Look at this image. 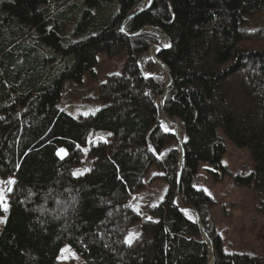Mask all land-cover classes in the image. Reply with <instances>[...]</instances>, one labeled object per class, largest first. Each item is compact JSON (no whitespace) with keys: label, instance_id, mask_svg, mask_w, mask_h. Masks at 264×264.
<instances>
[{"label":"trees","instance_id":"16d2710c","mask_svg":"<svg viewBox=\"0 0 264 264\" xmlns=\"http://www.w3.org/2000/svg\"><path fill=\"white\" fill-rule=\"evenodd\" d=\"M143 3L0 0V177L15 181L0 264H61L65 246L86 264H208L200 226L174 203L178 188L213 240L216 264H264L224 249L208 216L214 201L196 184L202 169L225 173L229 140L253 162L236 183L264 202V0H154L130 17ZM146 27L171 41L157 58L172 74L163 110L185 128L181 178L180 137L159 120L167 83L139 65L160 46L151 48L158 35ZM120 54L122 72L99 87L100 110L60 109L64 82L80 84L99 56ZM153 170L167 191L143 218L134 196Z\"/></svg>","mask_w":264,"mask_h":264},{"label":"rangeland","instance_id":"374dc122","mask_svg":"<svg viewBox=\"0 0 264 264\" xmlns=\"http://www.w3.org/2000/svg\"><path fill=\"white\" fill-rule=\"evenodd\" d=\"M252 24V27L261 26V19L254 18ZM146 31H154L158 35V42L153 44L151 48L164 43L165 36L159 31L151 28H147ZM149 60L153 59L148 52L143 54L139 60L143 74L145 76H163L168 84L167 71L159 67L154 60L153 70L148 71L147 63ZM125 61V54L112 58L106 55L99 56L98 65L95 68V76L86 75L84 81L80 84L73 81L64 82L62 99L59 104L60 109L74 117L88 116L96 113L103 106L98 100L99 87L109 76L120 74ZM161 97L158 98L157 103ZM170 120L165 119L163 122H160L163 130L169 132L175 130L177 125L176 120L179 119L170 118ZM178 134V136H181L182 130ZM177 139L180 147V139L178 137ZM226 142L227 153L222 161L226 168L225 173L219 172L218 176H216L202 169L196 177V184L197 187L201 188L214 201V205L208 210V216L215 222L224 249L230 253L247 252L264 258V202L255 196L252 189L239 186L235 181L237 176H244L251 172L253 162L250 151L238 148L229 140H226ZM59 154L63 157L66 152L64 150L59 151ZM88 166L89 162L87 161L84 167ZM154 176L155 171L153 170L145 179V187L134 196L136 211L143 218L149 217V209L158 204L167 191V184L163 180L155 179ZM9 180L12 179L0 177V189H4L7 204L9 193L7 189L12 187V184L7 183ZM174 200L179 205H182L180 198L175 196ZM4 212L3 207L0 206V230L5 220ZM138 231L139 226L134 227L128 235L127 240L129 238L132 240ZM209 250L211 259V249L209 248ZM60 262L61 264H86L68 246L64 247Z\"/></svg>","mask_w":264,"mask_h":264},{"label":"water","instance_id":"95a60500","mask_svg":"<svg viewBox=\"0 0 264 264\" xmlns=\"http://www.w3.org/2000/svg\"><path fill=\"white\" fill-rule=\"evenodd\" d=\"M153 1L154 0H149V2L147 4H143L142 7L140 8V10L136 13V14H133L131 15L130 17H133L147 9H149L151 7V5L153 4ZM147 28H151V29H154V30H157L159 31L163 36L167 37L168 40H169V46L168 47H162L160 51L162 50H165L167 48H169L171 46V41L169 39V37L159 28H155V27H146L144 29H142L141 31H145ZM159 52L157 53V55L159 54ZM157 55L155 58L152 57V59L157 63L160 62L162 65H164L166 68H167V74H168V79H169V83L167 84L166 88H165V91H164V101H165V96H166V93L168 92V90L170 89V85L172 83V74H171V71L169 70V68L161 61L157 58ZM158 104V103H157ZM165 113V112H164ZM165 115L167 117H169L166 113ZM170 118V117H169ZM168 133H172V132H168ZM174 134L175 136H177L175 133H172ZM180 147H181V157H180V178L183 174V171H184V141H180ZM180 186V185H179ZM176 197L179 198V188H178V191L176 193ZM174 203L175 205H177L181 210H184L185 208H188V209H194V208H190V207H186V206H183V205H179L178 203L175 202L174 200ZM197 213V219H194V221L200 226L201 230H202V233H203V238L204 240L205 239H208V241H210V244H211V248H212V258H213V261H212V264H216L217 260H218V257H217V253H216V250L214 248V244H213V240L210 238V236L207 234V232L205 231L203 225H202V222H201V219H200V216L198 214V211L196 209H194ZM206 237V238H205ZM206 241V240H205Z\"/></svg>","mask_w":264,"mask_h":264},{"label":"bare ground","instance_id":"6f19581e","mask_svg":"<svg viewBox=\"0 0 264 264\" xmlns=\"http://www.w3.org/2000/svg\"><path fill=\"white\" fill-rule=\"evenodd\" d=\"M145 1V3H143V4H147L148 2H149V0H144ZM165 39V41H164V43L163 44H160V46L158 47V48H156V49H154V50H151V51H148V54L151 56V57H153V58H155L156 57V55H157V53L159 52V50L162 48V47H166V45L168 44V42H169V40H168V38L167 37H165L164 38ZM168 46H169V44H168ZM167 46V47H168ZM157 64H158V66L159 67H162L163 69H165L166 71H167V68L164 66V65H162L160 62H158L157 61ZM169 80V79H168ZM158 105H159V111H160V122H163L164 120H165V113H164V110H163V107H164V96L163 97H161L160 99H159V102H158ZM168 118V117H167ZM168 120H170L169 118H168ZM171 121V120H170ZM176 123H177V125H176V127H175V130H173V131H170V132H172V133H175L176 135H179L178 133L182 130V134H181V136H179L180 137V140L181 141H185V138H184V125L179 121V120H176ZM181 124V125H180ZM181 126H182V128H181ZM178 133H177V132ZM166 132H169V131H166ZM180 151H181V147H180ZM187 215H189V217L190 218H192V219H197V213H196V211L194 212L192 209H188V208H185L184 210H183ZM194 221V220H193ZM203 234V233H202ZM206 238V237H205ZM206 241V243H207V245H208V247L211 249V262L210 263H208V264H212V261H213V258H212V248H211V244H210V241H208V239H205Z\"/></svg>","mask_w":264,"mask_h":264},{"label":"snow or ice","instance_id":"6c2138e0","mask_svg":"<svg viewBox=\"0 0 264 264\" xmlns=\"http://www.w3.org/2000/svg\"><path fill=\"white\" fill-rule=\"evenodd\" d=\"M60 151H63V150H60ZM7 183H8V184H14L15 181H14V180H9ZM7 191H8L9 193L12 192V188L9 187V188L7 189ZM0 206L3 207V210H4L5 212L8 211V204H7L6 200H5L4 189H0ZM127 243H129V245L132 243L131 238H129V240L127 241Z\"/></svg>","mask_w":264,"mask_h":264}]
</instances>
